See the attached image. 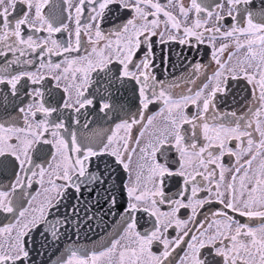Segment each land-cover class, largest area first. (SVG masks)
Returning a JSON list of instances; mask_svg holds the SVG:
<instances>
[{
  "label": "snow or ice",
  "instance_id": "6c2138e0",
  "mask_svg": "<svg viewBox=\"0 0 264 264\" xmlns=\"http://www.w3.org/2000/svg\"><path fill=\"white\" fill-rule=\"evenodd\" d=\"M0 264H264V0H0Z\"/></svg>",
  "mask_w": 264,
  "mask_h": 264
}]
</instances>
